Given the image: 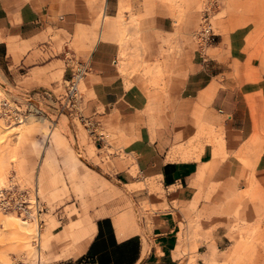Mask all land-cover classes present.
I'll return each instance as SVG.
<instances>
[{"label":"rangeland","instance_id":"374dc122","mask_svg":"<svg viewBox=\"0 0 264 264\" xmlns=\"http://www.w3.org/2000/svg\"><path fill=\"white\" fill-rule=\"evenodd\" d=\"M116 1L106 0L110 16L118 12ZM79 2L83 25H78L71 36L60 37V32L47 31L42 38L44 44L32 50V57L49 63L40 80L29 83L26 77L18 76L15 85H10L0 68V99L20 97L35 88H47L58 95L66 84L64 81L70 78L71 70L87 66L92 53L89 47L99 31L96 23L102 0ZM202 9L203 0H123L119 15L114 19L121 27L119 37H116L118 34L109 36L107 41L99 42L97 48L103 49L107 69L121 77L124 91L131 96L127 101L136 112L124 119L97 103L94 86L100 80L92 70L86 72L78 85L83 95V114L93 119L96 132L103 135L102 141L94 140L77 120L54 116L48 110H44L41 118L32 117L29 122L25 120L9 127L3 126L0 120L1 189L12 176L19 188L27 191L29 200L37 194L41 211L34 217L40 220L43 232L46 229L44 239L48 243L49 264H61L70 259L67 257L78 248L75 245L88 241L91 226L101 216L112 219L115 213L129 211L141 229L142 224L150 227L152 215L168 209L166 191L159 176L152 169L144 171L151 168L149 163L153 157L158 163L195 160L208 148L210 154L213 150V155L221 161L232 153L224 149L218 154V140L224 136L220 129L192 125L193 133L183 135L180 130L183 125H167L166 111L173 105L179 89L189 75L199 71L202 59L215 53L209 47L205 55L200 56L193 42ZM129 19L133 22L127 25ZM212 28L211 43L220 37L223 44L234 46V52L239 54L261 43L259 63L264 74V0H223L212 17ZM63 47L67 50L63 51ZM121 49L125 55L123 60L118 57ZM24 52H8L10 68ZM113 60L117 62L115 66ZM256 72L258 70L252 71ZM65 74L68 78L63 77ZM93 106L94 113L91 112ZM97 143L100 149H96ZM252 148H259L256 140L239 144V152L233 153L247 171L237 177L245 182L243 190L235 186L237 179L232 187L204 182L203 175L198 179L203 193L200 189L197 200L202 199L206 204L197 208L196 203H190L180 210L181 264H202L201 255L208 249L215 252L218 261L215 264H230L222 255L234 247L238 264H264V236L261 234L264 198L259 190L254 194L249 188L248 171L253 164L241 155ZM201 169L206 170L204 165ZM220 189L222 195L217 199L215 195L212 197ZM171 204L176 206L175 201ZM247 209L251 214L248 219L245 217ZM31 211L34 212L32 208ZM4 212L0 211V264H33L26 260L8 217L24 220L17 214ZM211 216L221 220H211ZM33 218L32 222H25L33 223ZM70 226L72 236L75 235L70 255L68 252L62 255L59 240ZM217 226L225 230L224 237L216 236ZM188 250L193 251L188 253Z\"/></svg>","mask_w":264,"mask_h":264},{"label":"crops","instance_id":"0c3cea01","mask_svg":"<svg viewBox=\"0 0 264 264\" xmlns=\"http://www.w3.org/2000/svg\"><path fill=\"white\" fill-rule=\"evenodd\" d=\"M122 3L123 0L116 1L118 12L116 16H110L107 14V2L102 0L96 23L99 31L93 45L89 47L91 61L86 64L88 72L92 70L100 80L94 86L97 103L127 119L136 112L135 107L127 101L131 96L124 91L121 77L114 70L107 69L103 49L97 48V44L107 41L109 36L118 34L116 37H119L121 27L114 19L119 15ZM80 6L79 0H0V68L10 85H15L18 76L26 77L29 83L42 78L43 69L49 63L32 57V50L44 44L42 38L47 31L60 32V37L73 35L77 26L83 25ZM132 22L129 19L126 24ZM209 47L215 53L208 58H201L199 71L185 80L173 105L166 111L169 120L167 125H183L180 129L183 135L193 133L192 125H209L220 129L224 133L226 146L223 138H220L219 152H216L221 154L225 149V152L232 153H228L221 161L213 155V150L210 154L208 148L195 160L158 163L153 157L149 163L151 168L144 171L152 169L159 176V182L166 191L168 209L152 215L150 227L146 228L142 224L141 229L134 214L129 211L115 213L112 219L107 215L101 216L91 226L88 241L78 242L75 245L78 248L71 255L69 250L75 235L71 234L72 226L66 227L58 245L62 248V255L68 252L70 256L67 258L70 259L65 258L66 262L61 264H181L182 245L181 238H178L179 223L182 221L180 210L190 203H196L197 208L206 204L202 199L197 200L200 189L203 193L198 180L202 175L204 182L208 180L221 187H232L240 174L247 173L233 154L239 152L241 143L243 145L256 140L259 145V148H252L241 155L253 164L248 171L249 188L254 194L259 190L264 198V74L259 63L261 43L242 54L234 52V46L223 44L220 37H216ZM15 50L25 52L17 64L10 68L8 52L13 54ZM65 50L67 48L63 47ZM196 52L199 54L197 49ZM118 54L119 59L123 60V49ZM116 64L113 60L112 65ZM253 70L258 72L252 73ZM63 77L68 78L67 74ZM256 81L258 83H253ZM94 108L91 107L92 113ZM96 149H100L99 146ZM203 165L206 168L204 172L201 169ZM234 184L244 189L245 182L242 179H237ZM214 195L216 199L219 198L221 189L213 193L212 197ZM172 201H175L176 206L171 204ZM245 217H251L249 209ZM211 220L220 221L221 218L211 216ZM224 231L217 226L216 236L224 237ZM45 232L46 229L42 237L44 264H49L51 259L46 253L49 248L44 239ZM261 234L264 236V227ZM236 252L234 247L222 256L225 261H231L230 264H238ZM214 253L212 249L204 252L201 255L202 264L218 262Z\"/></svg>","mask_w":264,"mask_h":264},{"label":"built area","instance_id":"2783aa9c","mask_svg":"<svg viewBox=\"0 0 264 264\" xmlns=\"http://www.w3.org/2000/svg\"><path fill=\"white\" fill-rule=\"evenodd\" d=\"M212 5L208 10L204 9L201 15V23L198 31L195 33L197 46L201 49L209 42V14L213 11V7L217 6L219 0H211ZM215 9V8H214ZM86 68L82 72L72 75L69 81L66 82L62 91L54 96L52 91L47 88H35L33 92H24L20 97H3L0 99V120L3 126L9 127L12 125L21 124L25 120L44 115V110H48L54 116H64L68 119L82 121V116L79 110L80 97L77 90V83L84 75ZM52 95V96H51ZM87 130L94 140L102 141L103 135L96 132L97 125H82ZM97 146L100 145L97 143ZM9 176L7 185L0 191V209L14 210L15 214L20 218L32 220L35 213L41 211L40 203L37 195L33 197V201L28 199V194L25 189H21L18 183ZM35 190V188L33 187ZM33 209V213L31 211Z\"/></svg>","mask_w":264,"mask_h":264},{"label":"bare ground","instance_id":"6f19581e","mask_svg":"<svg viewBox=\"0 0 264 264\" xmlns=\"http://www.w3.org/2000/svg\"><path fill=\"white\" fill-rule=\"evenodd\" d=\"M222 1L223 0H219L217 6L216 7L214 6L213 9H212L213 11L209 14L208 23H209V28H210V38H209L208 44H206L205 46H202L201 49L198 48L197 39H196L195 33L198 31L199 26H198L197 30L194 32V34H193V41H194V43L196 45V49H197V51L199 52L200 55H203V56L205 55V51L209 48V46H210V44H211V42L213 40V36H214L213 30L214 29L212 28V17L215 14V12L218 10V8L220 7ZM212 3L213 2H211V0H203V9L201 11V15H202L204 9L208 10L209 7L212 5ZM200 23H201V18H200ZM85 68H86V72H88L87 66ZM83 69L84 68H80V69H77V70H71L70 77L72 75L73 76L76 75L79 72H82ZM86 72H85V74H86ZM85 74L84 75L82 74L81 79L76 84L77 85L78 94H79V97H80L79 110H80V114H81V116L83 118L82 121H78V120L77 121L79 123H82L83 125H95L93 119L86 118L84 116V114H83V111H84L83 95L79 91L78 85H79L80 81L84 78ZM69 79L64 81V83L69 81ZM52 94L54 96H56L53 93V91H52ZM44 114H45V112H44ZM43 116L44 115L37 116V118H41ZM69 120H75V119H69ZM26 122H29V120L27 119ZM96 130H98V129H96ZM1 185H2V182L0 180V191H1ZM35 195H37V194H33V196H31L30 200H32ZM28 199H29V195H28ZM1 210L2 209H0V211ZM3 211H5L4 213L7 212V213H14L15 214L14 210H3ZM37 217L39 218L38 215H37ZM8 219H9L10 224L13 225L15 230H16V234H17L18 239H19V241H18L19 242V246H20L21 250H23L25 252L26 255H24V256L26 257V260H29L33 264H44L45 263V258H44V254H43V240H42L44 232H43L42 227L40 225L41 224L40 220L34 217L33 218L34 222L33 223H29V222H32V220L23 219L24 221H22L21 219L15 218V217H12V216H9ZM25 221H29V222H25Z\"/></svg>","mask_w":264,"mask_h":264}]
</instances>
